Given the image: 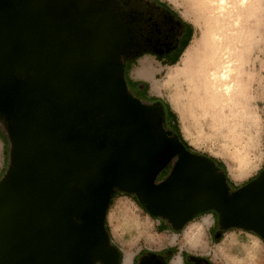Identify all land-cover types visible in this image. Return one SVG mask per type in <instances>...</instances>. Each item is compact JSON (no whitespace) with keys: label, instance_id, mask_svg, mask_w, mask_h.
Segmentation results:
<instances>
[{"label":"water","instance_id":"1","mask_svg":"<svg viewBox=\"0 0 264 264\" xmlns=\"http://www.w3.org/2000/svg\"><path fill=\"white\" fill-rule=\"evenodd\" d=\"M96 11L80 0H0V117L11 143L0 264H120L106 227L114 191L139 194L174 229L216 207L222 229L264 240V170L227 198L225 174L169 140L159 111L134 102L124 77L71 53L81 30L94 34Z\"/></svg>","mask_w":264,"mask_h":264},{"label":"rangeland","instance_id":"2","mask_svg":"<svg viewBox=\"0 0 264 264\" xmlns=\"http://www.w3.org/2000/svg\"><path fill=\"white\" fill-rule=\"evenodd\" d=\"M164 1L192 23L193 39L178 64L158 72L154 57L146 55L133 65L130 78L143 81L151 71H157L149 93L169 102L177 113L183 136L194 151L222 160L231 181L242 185L264 167V0H248L240 10L232 7L235 12L231 15H236L234 23L228 26H223L222 17L214 19L212 0ZM216 33L221 40L214 38ZM227 43L231 49L224 52L236 69L233 72L236 84L232 92L218 88L217 94V88L214 92L206 90L202 82L206 81L205 64L213 51L220 56ZM127 78L131 87V80ZM220 92L233 95V98L203 104V95H219ZM137 96L143 98L140 93ZM7 131L8 124L0 117V179L10 160L11 143ZM168 169L165 167L161 171L157 181ZM209 217L203 214L180 229L159 231L157 218L140 206L131 194L119 191L109 207L107 225L113 245L121 249L127 261L142 248L138 258L150 250L176 243L179 251L206 254L217 264H232V258L246 264L251 251L255 252L256 264H264V241L258 235L237 228L221 235L216 228L209 229ZM160 236L165 240H160ZM136 264H140V260Z\"/></svg>","mask_w":264,"mask_h":264},{"label":"flooded vegetation","instance_id":"3","mask_svg":"<svg viewBox=\"0 0 264 264\" xmlns=\"http://www.w3.org/2000/svg\"><path fill=\"white\" fill-rule=\"evenodd\" d=\"M80 1L83 5H87L88 7L92 6L94 9H97L93 20L89 21V24L93 26L95 31L94 34H91L85 30H81L75 39L76 48L72 49L71 53L76 56L77 60L82 55H91L103 66L106 73L124 77L130 98L136 103L155 107L161 115L162 123L167 130L168 139L173 140L176 137L179 138L174 124L172 122L170 125L166 124V117L168 118L170 116V108L166 100L162 97H152L144 85L133 87L130 74L127 71L128 67L133 63H137L141 57L146 55L152 56L158 61H171L173 59L178 48V41L182 36V32H184L183 29H185L178 19L179 13L175 12L172 6H161L159 0ZM127 77L131 80V87L129 86ZM96 85H98L97 82ZM94 89H97L96 86ZM138 93L143 95V98L137 96ZM186 148L191 153L205 157L210 162L211 168L217 174H225L219 164L189 147ZM177 160L176 158L167 166L169 167L168 171L157 183H161L168 177ZM263 170L264 167L259 174L253 176L249 181L238 187L231 184L227 179L229 188L227 198H232L245 186L258 179ZM130 194L139 201L142 207L147 209L146 203L141 199L139 194ZM203 214H211L213 218V229L216 228V232L220 231L221 235L225 233V230H222L220 213L216 207H211L206 211L194 212L191 219L183 226ZM156 217L159 219V226L166 225L173 228L167 218L161 216ZM213 234L215 236V233ZM145 255L146 253L142 254L141 256L143 257L141 258L140 256L137 260L141 261V259L146 257ZM148 258L151 257L148 256ZM183 260L184 264H217L207 255L192 252L185 253ZM159 264H168L165 255L163 258L159 256Z\"/></svg>","mask_w":264,"mask_h":264},{"label":"bare ground","instance_id":"4","mask_svg":"<svg viewBox=\"0 0 264 264\" xmlns=\"http://www.w3.org/2000/svg\"><path fill=\"white\" fill-rule=\"evenodd\" d=\"M247 2H248V0H212L213 11L215 13L213 15V17L215 20L222 17L223 21H224V22L222 21L224 23L223 26L231 25L234 23L233 16L236 15V14L231 15L232 13L235 12L234 10H231V8L233 7L234 9L240 10V6L247 4ZM227 19H232L233 22H230V21L228 22ZM236 21L237 20H235V22ZM237 23H238V21H237ZM224 33L226 34V31H224ZM213 36H214V38H218L219 40L222 39L220 34L216 33V35L214 34ZM224 49H221V51H220L221 55L220 56L217 55L216 51H213V55L211 54L209 56V60L205 64V66H206V69H205L206 81L205 80L202 81L206 90L209 89V91L214 92V90H216V88H217V90H216L217 94L219 93L218 88H221L222 91H226L227 93H230V90L232 92V88L236 84V78H235L236 74L233 77V74H234L233 72L236 69L233 67L232 59L229 56H227V54H226V52H227L226 50H230L231 46H229V44L227 43L225 45ZM224 51H226V52H224ZM228 52H230V51H228ZM216 56L220 57V60H218V62H216ZM212 61L214 62V64L211 63ZM210 78H212V79L210 80ZM221 90H219V91H221ZM227 93H225V94H227ZM203 98H204V100L202 101L203 104H211V103L213 104V103H217L218 101H222V100L224 101L225 99H229V101H230V99L233 98V95H223V93H221L219 95H203ZM127 216L129 217V215H127ZM130 217H131V215H130ZM133 221H134V219H133ZM134 222H136L138 224L137 221H134ZM224 249L225 248H222L221 250H224ZM232 259H233L232 264H242L241 260H235L234 258H232ZM246 264H256L255 252H253V251L250 252V258Z\"/></svg>","mask_w":264,"mask_h":264},{"label":"crops","instance_id":"5","mask_svg":"<svg viewBox=\"0 0 264 264\" xmlns=\"http://www.w3.org/2000/svg\"><path fill=\"white\" fill-rule=\"evenodd\" d=\"M179 13V12H178ZM181 16V15H180ZM182 17V16H181ZM183 18V17H182ZM184 19V18H183ZM185 20V19H184ZM184 32H182V36L180 38V40L178 41V45H177V50L173 56V59L171 61H158L155 59V63L158 66V72H160V70H164L167 67L170 66H174L176 64H178L182 58V55L184 54V52L186 51V49L188 48L189 44L191 43L193 36H194V27H188L187 29H183ZM191 37V40L189 39ZM188 43L187 47L185 48L184 52L179 56V53L182 49H184L185 45ZM178 60L177 63L175 64H171L173 61ZM155 73V71H151L149 76L143 77L142 80L143 82H148L149 84H151V80L154 79L157 76V71L154 74L153 78H151V74ZM151 89V86H150ZM150 91V90H149ZM134 197V196H133ZM135 198V197H134ZM136 199V198H135ZM137 201V200H136ZM138 204L140 206H142L139 201ZM209 220L211 221L209 224V229L211 230L213 227V218L211 214H208ZM156 217V216H153ZM157 218V217H156ZM157 226L159 228V231L161 230L162 226H159V219L157 218ZM167 230V229H166ZM160 240L164 241L165 238L160 236L159 238ZM144 249H140L138 251V253L135 254H131L130 259L127 261V256H122V261L121 264H135L137 259H138V255L141 253V251H143ZM146 253V257L141 259L140 264H159V256H161L163 258V256L165 255L166 260L168 261V264H184V260H183V256L185 253H187V251L185 250H181L179 251L176 247V243H172V245H166L163 247H158L156 250L153 251H148L145 252ZM202 255H206V254H202ZM148 256H150L151 258H148ZM153 256V257H152ZM127 261V262H126ZM134 262V263H133Z\"/></svg>","mask_w":264,"mask_h":264},{"label":"trees","instance_id":"6","mask_svg":"<svg viewBox=\"0 0 264 264\" xmlns=\"http://www.w3.org/2000/svg\"><path fill=\"white\" fill-rule=\"evenodd\" d=\"M159 4H160L161 6H171L167 1H164V0H159ZM176 18H178V17L176 16ZM178 19H179V21L182 23V25L185 27V29H187L188 27H193L192 23H190V22L184 20L180 15H179V18H178ZM189 39L191 40V37H190ZM187 45H188V43L185 45L184 49H182V50L180 51L179 56L184 52V50H185V48L187 47ZM177 61H178V60H175V61H173L171 64H175V63H177ZM133 65H135V63H133L130 67L127 68V71H128V72L131 71ZM132 85H133V87H134V86L136 87V86H138V85H144L145 88H146L147 90L150 89V84H149L148 82H143V81H140V80H133V81H132ZM159 98H160V97H159ZM166 102H167V101H166ZM167 105H168L169 108H170V111H169V115H170V116H169L168 118L166 117V122H167L166 124H167V125H170V123L172 122V123L174 124L175 130H176V133H177L179 139L183 142V144H184L186 147H189V148L192 149V146L190 145V143L185 139V137H184L183 134H182V131H181V127H180V123H179V120H178L177 113L172 109V107H171V105L169 104V102H167ZM203 155H204V154H203ZM205 156H207V155H205ZM207 157L210 158L212 161H214V162H216L217 164L220 165V167H221L222 170L225 172V174H226V176H227V179L230 181L231 184H234L236 187L240 186V185H237V184H235V183H233V182L231 181V179H230L229 176H228V172H227L226 165H225V163H224L222 160L217 159L216 157H213V156H207ZM118 192H119V191H114V192H113L112 200H113V198H114V195H115L116 193H118ZM124 193H125V192H124ZM126 194H130V193H126ZM112 200H111L110 205L112 204ZM110 205H109V207H110ZM143 208H144V207H143ZM144 209H145V208H144ZM145 210H146L148 213H150L147 209H145ZM108 211H109V208H108ZM108 211H107V213H108ZM150 214H151V213H150ZM151 215H152V214H151ZM152 216H154V215H152ZM106 227H107V230H108V232H109V234H110L109 227H108V225H107V214H106ZM169 228H170V227L164 225V226L161 227V230H160V231H163V230H166V229H169ZM229 230H230V229H229ZM225 231H227V230H225ZM110 238H111V235H110ZM111 241H112V239H111ZM122 256H123V254H122V252H121V261H122ZM120 264H121V262H120Z\"/></svg>","mask_w":264,"mask_h":264}]
</instances>
